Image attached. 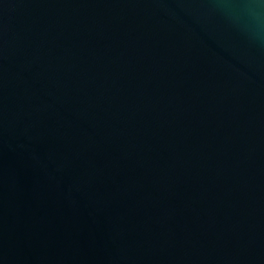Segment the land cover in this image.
<instances>
[{
	"label": "water",
	"instance_id": "obj_1",
	"mask_svg": "<svg viewBox=\"0 0 264 264\" xmlns=\"http://www.w3.org/2000/svg\"><path fill=\"white\" fill-rule=\"evenodd\" d=\"M0 264H264V0H0Z\"/></svg>",
	"mask_w": 264,
	"mask_h": 264
}]
</instances>
